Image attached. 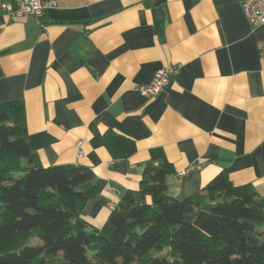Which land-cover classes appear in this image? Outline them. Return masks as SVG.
<instances>
[{
  "label": "crops",
  "instance_id": "crops-1",
  "mask_svg": "<svg viewBox=\"0 0 264 264\" xmlns=\"http://www.w3.org/2000/svg\"><path fill=\"white\" fill-rule=\"evenodd\" d=\"M52 1L37 20L11 17L0 0V103H22L43 166L92 170L95 192L80 215L88 231L112 233L110 211L149 162L172 165L165 183L177 199L225 172L264 200V26L249 25L242 0ZM169 66L177 73L156 97L137 91ZM128 141L135 150L123 156ZM218 221L193 218L204 235Z\"/></svg>",
  "mask_w": 264,
  "mask_h": 264
},
{
  "label": "trees",
  "instance_id": "trees-1",
  "mask_svg": "<svg viewBox=\"0 0 264 264\" xmlns=\"http://www.w3.org/2000/svg\"><path fill=\"white\" fill-rule=\"evenodd\" d=\"M134 150L128 141L121 154ZM173 173L165 160L145 164L139 188L109 213L112 233L88 231L80 215L95 192L92 170L43 166L28 146L22 103H0V264H264L256 190L221 172L204 193L177 199L165 183ZM198 211L219 216L211 234L193 223Z\"/></svg>",
  "mask_w": 264,
  "mask_h": 264
},
{
  "label": "built area",
  "instance_id": "built-area-1",
  "mask_svg": "<svg viewBox=\"0 0 264 264\" xmlns=\"http://www.w3.org/2000/svg\"><path fill=\"white\" fill-rule=\"evenodd\" d=\"M8 1L15 2L16 8L12 9ZM53 5L54 1L52 0H2L1 9L13 18L24 19L33 17L38 20L43 16L44 11ZM240 6L251 27L264 26V0H242ZM257 51L259 56L264 57V39L257 42ZM176 73L177 67L169 66L159 68L153 73L149 83L137 85L136 89L145 98H154L163 90L164 86L168 84L169 80ZM80 145L81 141H78L77 156L83 155L82 150L79 148ZM199 168H201L200 164L189 165L175 172L174 177L182 178L189 171Z\"/></svg>",
  "mask_w": 264,
  "mask_h": 264
}]
</instances>
